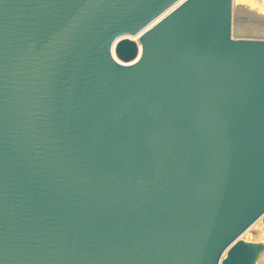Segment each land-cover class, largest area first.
I'll use <instances>...</instances> for the list:
<instances>
[{"label":"water","instance_id":"1","mask_svg":"<svg viewBox=\"0 0 264 264\" xmlns=\"http://www.w3.org/2000/svg\"><path fill=\"white\" fill-rule=\"evenodd\" d=\"M177 1L0 0V264L264 253V38Z\"/></svg>","mask_w":264,"mask_h":264},{"label":"rangeland","instance_id":"2","mask_svg":"<svg viewBox=\"0 0 264 264\" xmlns=\"http://www.w3.org/2000/svg\"><path fill=\"white\" fill-rule=\"evenodd\" d=\"M232 30L234 37L264 38V0H231ZM240 19L245 28L243 35L237 33ZM250 25V26H248ZM262 33H259V32ZM241 239L264 244V229L261 222L253 223L247 231H244ZM256 264H264V253L257 259Z\"/></svg>","mask_w":264,"mask_h":264},{"label":"bare ground","instance_id":"3","mask_svg":"<svg viewBox=\"0 0 264 264\" xmlns=\"http://www.w3.org/2000/svg\"><path fill=\"white\" fill-rule=\"evenodd\" d=\"M181 1H183V0H178L177 2H175L172 6H170L167 10H165L161 15H159L157 18H155L151 23H149L145 28H144V30L145 29H147V28H149L151 25H153L156 21H158L161 17H163L165 14H167L169 11H171L176 5H178ZM143 30H141L140 32H138V33H136L135 35H130V36H127L129 39H132V40H134V41H136L137 40V37H138V35H140V33L142 32ZM256 222H261V219L259 218V219H257L254 223H256ZM247 229H249V228H247ZM247 229L245 230V231H247Z\"/></svg>","mask_w":264,"mask_h":264}]
</instances>
